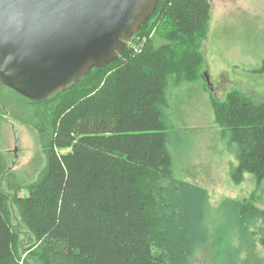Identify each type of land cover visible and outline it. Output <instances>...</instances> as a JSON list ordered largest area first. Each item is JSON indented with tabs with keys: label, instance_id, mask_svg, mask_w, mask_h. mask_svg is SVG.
I'll return each instance as SVG.
<instances>
[{
	"label": "trees",
	"instance_id": "1",
	"mask_svg": "<svg viewBox=\"0 0 264 264\" xmlns=\"http://www.w3.org/2000/svg\"><path fill=\"white\" fill-rule=\"evenodd\" d=\"M210 19L209 0H159L109 66L41 101L12 89L27 103L45 166L35 181H16L0 151V264H190L201 252L236 262L229 251L204 253L215 246L209 192L175 176L168 147L169 85L206 78ZM210 103L221 136L238 147L232 179L250 173L264 189V101L232 90L210 93ZM222 208L241 242L264 227L252 195Z\"/></svg>",
	"mask_w": 264,
	"mask_h": 264
},
{
	"label": "rangeland",
	"instance_id": "2",
	"mask_svg": "<svg viewBox=\"0 0 264 264\" xmlns=\"http://www.w3.org/2000/svg\"><path fill=\"white\" fill-rule=\"evenodd\" d=\"M209 1L210 32L202 49L203 73L207 76L178 85L170 82L165 108L171 125L168 147L173 156L175 176L209 192L215 246L204 253L215 255L229 251L228 258L233 257L234 264L244 261L264 264V245L258 232L262 229L264 233L262 223L251 227L254 238H249V243L241 242L231 228L233 215L222 208L226 199L238 200L251 195L254 203L264 208L263 185L257 187L250 173H245L240 183L232 179L231 169L238 165V147L221 136L210 103V93L223 99L232 90L258 102L264 101V71H261L264 67V0ZM26 107L22 97L0 82V151L13 166L14 179L31 183L44 168L45 155L38 132L27 122ZM25 193L26 190L20 192L21 195ZM22 230L27 231L26 227ZM25 237L28 236L25 234ZM220 239L223 241L219 242ZM239 247L241 250L236 255ZM190 264L213 263L201 252Z\"/></svg>",
	"mask_w": 264,
	"mask_h": 264
},
{
	"label": "water",
	"instance_id": "3",
	"mask_svg": "<svg viewBox=\"0 0 264 264\" xmlns=\"http://www.w3.org/2000/svg\"><path fill=\"white\" fill-rule=\"evenodd\" d=\"M158 1L0 0L15 42L0 44V82L32 101L73 87L123 53Z\"/></svg>",
	"mask_w": 264,
	"mask_h": 264
},
{
	"label": "clouds",
	"instance_id": "4",
	"mask_svg": "<svg viewBox=\"0 0 264 264\" xmlns=\"http://www.w3.org/2000/svg\"><path fill=\"white\" fill-rule=\"evenodd\" d=\"M99 5L103 4V0H98ZM9 43H15L13 40H11L6 34H0V44H9ZM6 74L11 75V71L7 72Z\"/></svg>",
	"mask_w": 264,
	"mask_h": 264
},
{
	"label": "built area",
	"instance_id": "5",
	"mask_svg": "<svg viewBox=\"0 0 264 264\" xmlns=\"http://www.w3.org/2000/svg\"><path fill=\"white\" fill-rule=\"evenodd\" d=\"M135 51H138V46H135Z\"/></svg>",
	"mask_w": 264,
	"mask_h": 264
},
{
	"label": "crops",
	"instance_id": "6",
	"mask_svg": "<svg viewBox=\"0 0 264 264\" xmlns=\"http://www.w3.org/2000/svg\"><path fill=\"white\" fill-rule=\"evenodd\" d=\"M209 32H210V31H209ZM208 35H209V34H208ZM207 38H208V37H207ZM207 41H208V39H206L204 43H207ZM203 45H204V44H203ZM208 99H209V98H208Z\"/></svg>",
	"mask_w": 264,
	"mask_h": 264
}]
</instances>
